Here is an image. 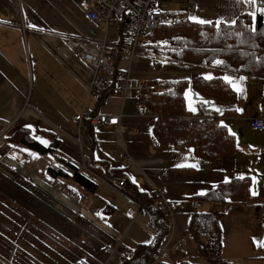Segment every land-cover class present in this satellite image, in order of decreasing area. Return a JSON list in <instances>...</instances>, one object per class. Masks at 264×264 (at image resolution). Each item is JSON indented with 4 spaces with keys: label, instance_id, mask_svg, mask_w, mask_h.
Instances as JSON below:
<instances>
[{
    "label": "crops",
    "instance_id": "0c3cea01",
    "mask_svg": "<svg viewBox=\"0 0 264 264\" xmlns=\"http://www.w3.org/2000/svg\"><path fill=\"white\" fill-rule=\"evenodd\" d=\"M156 5L199 23H230L256 11L255 0H156ZM110 24L115 33L108 42ZM109 25L104 30L90 22L77 0H0V264H113L117 258L107 255L105 246L148 244L155 229L147 215H128L136 205L124 185H117L121 179L154 193L169 208L163 262L203 264L195 241L183 231L191 211L221 209V258L229 264L258 263L264 256V127L252 128L251 120L264 115V77L166 59L155 67L140 50L126 58L125 28ZM66 38L102 39L118 47L116 74L102 100L88 92L91 70L68 49ZM124 75L149 80L157 91L158 83L197 75L228 82L232 101L205 96L189 83L183 97L186 114L219 120L234 138V152L207 160L189 146L159 143L152 132L155 112L145 107L138 115L139 99L120 93ZM82 109L117 118L115 124L91 127V153L84 120H73ZM18 126L44 144L56 136V151L95 180L96 189L50 177L46 158L9 144L7 136ZM106 167L119 176L107 177ZM240 177L248 178L251 194L243 201L195 199Z\"/></svg>",
    "mask_w": 264,
    "mask_h": 264
},
{
    "label": "trees",
    "instance_id": "16d2710c",
    "mask_svg": "<svg viewBox=\"0 0 264 264\" xmlns=\"http://www.w3.org/2000/svg\"><path fill=\"white\" fill-rule=\"evenodd\" d=\"M255 3V15L241 13L230 23H199L183 19L173 25H158L145 36L140 51L151 58L155 67L160 65L161 59H166L264 77V0H255ZM188 83L201 94L219 101H232L235 98L229 83L217 77L204 78L197 75L190 81L178 79L158 83L161 89L143 101L145 107L156 114L152 127L154 137L161 144L173 142L189 146L197 156L207 160L232 154L236 148L234 138L217 118L203 119L201 123L191 126L175 124L177 115L188 113L183 97V90ZM260 106L264 110V97ZM82 129L91 153L94 147L92 128L84 121ZM6 140L11 145L21 144L41 157L51 156L57 160L59 164L49 162L45 167L50 177L69 178L87 190L96 189L95 180L56 151V136L50 143L44 144L28 128L18 126ZM112 174L114 177L119 176L117 170L106 167L107 177H112ZM123 187L145 210V215L155 229L153 240L159 243L170 224L169 212L157 209V196L154 193H142L127 182ZM262 188L264 190V186ZM260 194L261 191L258 192ZM250 196L248 178L240 177L219 182L195 199L226 203L243 201ZM222 215L221 209L215 212L193 210L189 215L183 232L194 239L203 264H229L220 256L219 220ZM261 217L264 223V211ZM132 249V255L123 259L121 264H143L151 260L153 248L148 244L137 245ZM156 264L168 263L162 260ZM176 264L191 263L180 261ZM255 264H264V256L258 258Z\"/></svg>",
    "mask_w": 264,
    "mask_h": 264
},
{
    "label": "built area",
    "instance_id": "2783aa9c",
    "mask_svg": "<svg viewBox=\"0 0 264 264\" xmlns=\"http://www.w3.org/2000/svg\"><path fill=\"white\" fill-rule=\"evenodd\" d=\"M79 8L83 11L85 17L94 25L106 29L109 23L114 22L117 29L122 26L125 28L126 58L132 57L139 52L145 36L154 27L161 24L173 25L179 20H183L185 15L168 11L165 8L156 5V0H77ZM70 51L91 70L88 92L100 101L109 94L110 83L116 74L115 59L118 54V47L107 44L104 40H84L80 38H66L64 40ZM124 82L119 87L120 93L126 92L133 94L139 99L136 113L142 115L145 105L144 100L153 92H156V86L149 80L136 79L127 80L124 75ZM73 120L79 123L86 121L90 127H95L99 123L106 122L115 124L117 118H107L103 114L91 113L82 109L73 117ZM202 118L192 114H181L175 117L177 126L201 123ZM252 128L262 130L264 127V115H260L251 120ZM83 158H87L82 155ZM118 186L124 185L123 180L117 182ZM135 209H128L127 213L131 217L136 214L145 215L146 212L139 204L135 203ZM160 211L169 212L165 202H159L156 205ZM188 239L193 240L191 235ZM153 248L151 260L143 264H156L166 257L167 239L164 237L159 243L154 240L148 242ZM104 252L107 255L116 256L117 260L113 264H121L122 260L130 257L133 249L125 244L116 243L111 246H105ZM80 264H85L80 261Z\"/></svg>",
    "mask_w": 264,
    "mask_h": 264
},
{
    "label": "rangeland",
    "instance_id": "374dc122",
    "mask_svg": "<svg viewBox=\"0 0 264 264\" xmlns=\"http://www.w3.org/2000/svg\"><path fill=\"white\" fill-rule=\"evenodd\" d=\"M108 33H111V35L110 36H107V41L108 42H110L111 41V39H113L114 38V33H115V31H114V29H113V27H112V24H110L109 25V29H108ZM34 135V134H33ZM35 136V135H34ZM45 158V157H44ZM50 163H56V164H59V162L57 161V160H55L54 158H52L51 156L50 157H47L46 158ZM162 202V201H161ZM134 203H136V201L134 200ZM167 206V205H166ZM139 207H141V208H143L140 204H139ZM135 209V208H134ZM188 235V234H187ZM194 240V239H193ZM200 257V256H199Z\"/></svg>",
    "mask_w": 264,
    "mask_h": 264
},
{
    "label": "snow or ice",
    "instance_id": "6c2138e0",
    "mask_svg": "<svg viewBox=\"0 0 264 264\" xmlns=\"http://www.w3.org/2000/svg\"><path fill=\"white\" fill-rule=\"evenodd\" d=\"M249 3H253L254 0H248ZM253 15H255V13H253ZM217 63H222L221 61H217ZM227 79V78H226ZM194 110V109H193ZM255 239V238H254Z\"/></svg>",
    "mask_w": 264,
    "mask_h": 264
}]
</instances>
